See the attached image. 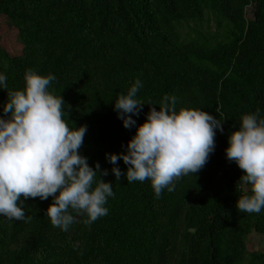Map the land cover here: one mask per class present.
Returning a JSON list of instances; mask_svg holds the SVG:
<instances>
[{"label": "trees", "instance_id": "16d2710c", "mask_svg": "<svg viewBox=\"0 0 264 264\" xmlns=\"http://www.w3.org/2000/svg\"><path fill=\"white\" fill-rule=\"evenodd\" d=\"M1 15L24 42L17 55L0 44L9 88H23L28 69L55 75L49 89L64 98V118L87 125L79 151L108 169L101 178L115 195L107 215L87 224L73 212L65 230L46 214L51 196L21 194L30 219L0 214V264H264V249L248 243L253 232L264 234V209L238 211L249 185L225 153L243 114L264 116V0H0ZM137 78L145 102L137 124L165 95L178 98L177 110L223 119L206 164L159 196L150 179L117 180L105 155L126 151L136 131L113 105ZM6 100L0 89V115Z\"/></svg>", "mask_w": 264, "mask_h": 264}, {"label": "clouds", "instance_id": "9594fccd", "mask_svg": "<svg viewBox=\"0 0 264 264\" xmlns=\"http://www.w3.org/2000/svg\"><path fill=\"white\" fill-rule=\"evenodd\" d=\"M53 73L40 74L32 69L24 74V86L10 89L6 73L0 71V89L7 90V100L0 115V214L8 219H30L21 206L24 198L52 197L46 214L54 226L67 230L76 217L86 214L91 224L108 214V198L115 195L112 182L101 178L108 169L88 163L79 149L84 143L87 125H69L64 118L66 102L50 91ZM143 82L137 78L127 92L117 94L114 109L125 127L136 125L126 151L106 153L117 180H151L157 196L174 180L197 173L215 150L216 130L224 131L222 120L197 108L177 110V97L165 95L159 110L150 107L146 119L137 124L144 101L137 93ZM150 104H153L149 102ZM260 110L241 116L225 148L229 161L243 169L240 181L249 185L238 196L235 206L244 213L264 209V116ZM122 158L126 171L118 166ZM98 177V179H97Z\"/></svg>", "mask_w": 264, "mask_h": 264}, {"label": "rangeland", "instance_id": "374dc122", "mask_svg": "<svg viewBox=\"0 0 264 264\" xmlns=\"http://www.w3.org/2000/svg\"><path fill=\"white\" fill-rule=\"evenodd\" d=\"M0 44L10 55L20 54L24 46L18 29L13 26L12 20L6 15L0 16ZM249 238L248 243L251 249H264V234L253 232Z\"/></svg>", "mask_w": 264, "mask_h": 264}]
</instances>
